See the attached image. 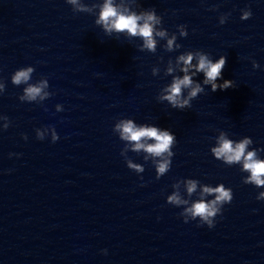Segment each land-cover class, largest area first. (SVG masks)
<instances>
[{
  "label": "clouds",
  "instance_id": "obj_1",
  "mask_svg": "<svg viewBox=\"0 0 264 264\" xmlns=\"http://www.w3.org/2000/svg\"><path fill=\"white\" fill-rule=\"evenodd\" d=\"M68 4L73 6L78 5V0H66ZM78 11H86L85 6H78ZM250 10H243L241 19L247 20L251 17ZM227 17L222 15L220 23H225ZM162 18L157 15L155 9L147 10L140 15L136 13H127L120 9L119 6L113 4V0H105L100 9L99 19L97 24H103L105 32L112 33L113 31L120 33L126 32L131 36H139L143 39V48L154 52L156 50V39L154 37L164 38L167 32L164 30H157L156 25L161 24ZM180 35L186 37L188 35L184 25L178 26ZM176 37L173 36L167 41V48L169 51L173 49ZM176 47H180L176 45ZM194 56L198 57V63L192 64ZM177 63L183 64L181 71L185 73L182 78L176 77L173 79L171 85L165 89L166 95L160 97L161 100L167 101L172 108L184 110L191 107V101L195 99L199 93L204 89L199 83L193 86L192 76L188 75L190 69L194 68L192 75L196 73H203L204 84L211 85V91L226 90L234 87L232 80H224L222 84H217L218 79H222V72L226 66V57L221 55L215 62H213L207 54L201 52H188L187 54L180 55ZM253 67L257 68L259 65L253 61ZM33 67L20 68L11 76L13 85L19 86L21 84L27 85L23 89V95L19 99L23 101L33 102L44 100L46 97L52 95L45 92L44 89L48 87L47 79H42L38 83H29L32 77ZM172 71L171 68L168 70ZM183 89H189L187 97L183 96ZM0 90H5V86L0 84ZM61 106H57L58 110ZM7 121L3 125L4 129L9 127L10 122L6 116L3 117ZM52 142H56L59 137L52 128ZM115 130L120 133L122 140L129 141L133 144V151L144 152L150 154L154 160L156 178L159 179L165 175L171 168L172 157L174 155L171 146L176 143L175 136L168 130H161L158 127H137L132 120H121L116 124ZM38 139L43 140V132L36 130ZM27 139V136L24 137ZM152 140L154 143H147L146 141ZM253 144L250 137H244L239 142L227 138L225 133H221L217 139V146L211 148L212 155L225 164H242V171L249 173L243 180L244 184H251L257 188H264V159L258 158V151L264 149L248 150L249 145ZM148 157H145L147 159ZM129 169H135L137 172H142L144 169L139 164H133L130 160L127 162ZM198 181L189 179L186 182L187 192L191 195L197 188ZM206 196H214L212 200H205ZM233 199L231 188H226L224 184H218L216 187L203 186L201 198L193 202L190 206L185 207L181 216L185 223L189 220H197L201 225H207L210 229L215 226V218L220 215L222 208L225 204H230ZM258 200H264V191H261L257 196ZM167 203L177 207L187 205L188 201L183 200L177 193L167 197ZM106 252V250H105Z\"/></svg>",
  "mask_w": 264,
  "mask_h": 264
}]
</instances>
